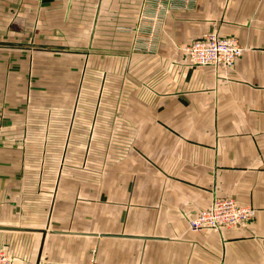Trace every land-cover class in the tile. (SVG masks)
<instances>
[{
    "label": "crops",
    "instance_id": "obj_1",
    "mask_svg": "<svg viewBox=\"0 0 264 264\" xmlns=\"http://www.w3.org/2000/svg\"><path fill=\"white\" fill-rule=\"evenodd\" d=\"M152 8L149 0H0V29L26 39L0 52V248L13 264L39 253L60 263L264 264V0H195L142 19ZM151 26L155 48H136ZM210 31L245 47L231 66L195 65L184 52ZM75 61L83 76L130 78L142 95L120 104L115 124L131 130L115 140L128 145L99 198L74 200L57 178L44 182L37 149L41 94L54 78L73 79ZM225 197L254 216L188 227Z\"/></svg>",
    "mask_w": 264,
    "mask_h": 264
},
{
    "label": "rangeland",
    "instance_id": "obj_2",
    "mask_svg": "<svg viewBox=\"0 0 264 264\" xmlns=\"http://www.w3.org/2000/svg\"><path fill=\"white\" fill-rule=\"evenodd\" d=\"M20 32L15 28L0 29V52L2 45L10 49L24 46L26 39ZM98 64L91 63L90 73H98ZM83 67V62L75 61L76 76L73 79L54 78L49 83L51 92L41 94L43 140L37 142L45 171L43 181L49 183L57 178L63 184L65 196L74 200L82 199L84 194L91 198L104 196L102 184L113 178L114 166L122 161V152L128 145L115 140V135L131 130L130 126L122 127V130L116 126L115 117L125 112L120 109V104L137 102L142 96L137 95L136 89L132 91L130 78L86 77L82 75ZM36 96L39 101L40 96ZM50 118L52 124L48 122ZM49 169L51 172L46 173ZM23 262L35 264V256L30 255Z\"/></svg>",
    "mask_w": 264,
    "mask_h": 264
},
{
    "label": "built area",
    "instance_id": "obj_3",
    "mask_svg": "<svg viewBox=\"0 0 264 264\" xmlns=\"http://www.w3.org/2000/svg\"><path fill=\"white\" fill-rule=\"evenodd\" d=\"M154 5L153 15L141 13V18L157 21L168 9L174 6L190 7L195 0H149ZM152 24V23H151ZM135 47L146 52L155 48V28L138 35ZM245 47L234 36L219 35L214 31L206 32L183 46V50L193 64L229 67L239 57ZM255 209L249 205H240L233 198H214L209 206L200 210L187 222L192 230L203 228L219 229L222 226L240 225L250 220ZM14 258L0 248V264H13ZM35 264H98L90 259L85 262L60 263L46 258H40Z\"/></svg>",
    "mask_w": 264,
    "mask_h": 264
},
{
    "label": "water",
    "instance_id": "obj_4",
    "mask_svg": "<svg viewBox=\"0 0 264 264\" xmlns=\"http://www.w3.org/2000/svg\"><path fill=\"white\" fill-rule=\"evenodd\" d=\"M39 259H40V253H39L38 257H37V260H36V262H37Z\"/></svg>",
    "mask_w": 264,
    "mask_h": 264
}]
</instances>
